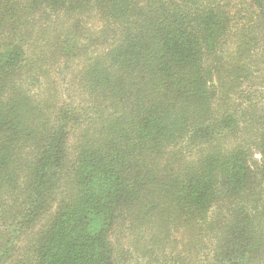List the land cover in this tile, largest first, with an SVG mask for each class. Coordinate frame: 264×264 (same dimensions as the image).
<instances>
[{
	"label": "trees",
	"instance_id": "1",
	"mask_svg": "<svg viewBox=\"0 0 264 264\" xmlns=\"http://www.w3.org/2000/svg\"><path fill=\"white\" fill-rule=\"evenodd\" d=\"M0 264H264V0H0Z\"/></svg>",
	"mask_w": 264,
	"mask_h": 264
},
{
	"label": "rangeland",
	"instance_id": "2",
	"mask_svg": "<svg viewBox=\"0 0 264 264\" xmlns=\"http://www.w3.org/2000/svg\"><path fill=\"white\" fill-rule=\"evenodd\" d=\"M255 157H256V158H259V154H255Z\"/></svg>",
	"mask_w": 264,
	"mask_h": 264
}]
</instances>
